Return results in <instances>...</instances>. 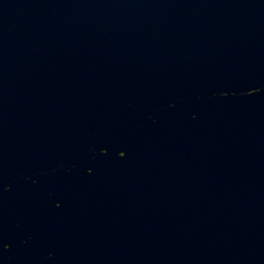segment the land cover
I'll return each mask as SVG.
<instances>
[{"label": "water", "instance_id": "obj_1", "mask_svg": "<svg viewBox=\"0 0 264 264\" xmlns=\"http://www.w3.org/2000/svg\"><path fill=\"white\" fill-rule=\"evenodd\" d=\"M0 264H264V0H0Z\"/></svg>", "mask_w": 264, "mask_h": 264}]
</instances>
